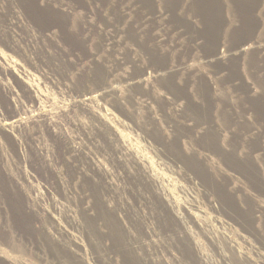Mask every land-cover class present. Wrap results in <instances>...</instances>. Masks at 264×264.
<instances>
[{
    "label": "rangeland",
    "instance_id": "rangeland-1",
    "mask_svg": "<svg viewBox=\"0 0 264 264\" xmlns=\"http://www.w3.org/2000/svg\"><path fill=\"white\" fill-rule=\"evenodd\" d=\"M0 264H264V0H0Z\"/></svg>",
    "mask_w": 264,
    "mask_h": 264
},
{
    "label": "bare ground",
    "instance_id": "bare-ground-1",
    "mask_svg": "<svg viewBox=\"0 0 264 264\" xmlns=\"http://www.w3.org/2000/svg\"><path fill=\"white\" fill-rule=\"evenodd\" d=\"M247 49V47H245V46H242L241 48H239V49H237L235 52H233L234 53V55H238V54H240V53H244L245 51L244 50H246ZM233 53H231V54H233ZM219 56V55H218ZM217 57V56H216ZM161 74H162V72H161ZM160 74V75H161ZM139 80V79H138ZM31 90V89H30ZM96 96H98V94L97 95H94V96H91V97H86V99L85 100H89V99H93V97H96ZM15 116V115H14ZM19 123V121L18 120H11V122H6L5 124L6 125H8V126H13V125H15V124H18ZM118 141V140H117ZM14 143V142H13ZM122 149V148H121ZM203 149V148H202ZM125 150V149H124ZM121 151V150H120ZM153 174V173H152ZM149 177V176H148ZM147 178V177H146ZM145 178V179H146ZM151 180V179H150ZM160 191L162 192V190L160 189ZM33 193V192H32ZM36 193V192H35ZM155 193H157V192H155ZM159 193V192H158ZM164 193V192H163ZM161 195H163L164 196V194H161ZM160 195V196H161ZM166 195V194H165ZM165 197V196H164ZM166 198V197H165ZM160 200H162V199H160ZM162 201H160V203H161ZM161 207L164 209V211L165 212H167L168 214H170V216L172 217V215H173V217L175 216V220H174V222L175 221H177L176 223L180 226L178 229H179V231H178V236L179 237H181V238H184V239H187V241L188 242H190L191 244L192 243H194V241H193V238H192V240L190 239V236H189V231H188V229H186L185 227L186 226H184V225H182V221L183 220H181L180 218L182 217V216H179L180 214H179V212L175 209V207H174V205H173V203H171L170 201H165V202H163V203H161ZM170 217V218H171ZM172 217V218H173ZM171 218V219H172ZM179 222V223H178ZM175 223V224H176ZM193 252L195 253V255L196 256H198V258L197 259H199L198 261H200L201 260V256H200V254H199V252H198V250L196 249V245H193ZM190 254V253H189ZM192 254V253H191ZM188 255V254H187ZM193 255V254H192ZM186 256V255H185ZM193 258V257H192Z\"/></svg>",
    "mask_w": 264,
    "mask_h": 264
},
{
    "label": "crops",
    "instance_id": "crops-1",
    "mask_svg": "<svg viewBox=\"0 0 264 264\" xmlns=\"http://www.w3.org/2000/svg\"><path fill=\"white\" fill-rule=\"evenodd\" d=\"M216 56V54H214Z\"/></svg>",
    "mask_w": 264,
    "mask_h": 264
}]
</instances>
